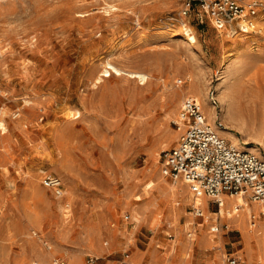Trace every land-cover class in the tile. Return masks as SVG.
<instances>
[{
  "label": "rangeland",
  "instance_id": "1",
  "mask_svg": "<svg viewBox=\"0 0 264 264\" xmlns=\"http://www.w3.org/2000/svg\"><path fill=\"white\" fill-rule=\"evenodd\" d=\"M209 1L0 0V264H118L126 253L140 264L186 253V264H224L232 254L264 264L257 202L246 197L247 222L261 221L262 238L247 248L208 196L200 216L188 185L169 199L177 183L162 172L195 85L215 108L212 123H229L264 157V9L256 31L238 21L218 30ZM226 61L232 87L220 90ZM47 174L61 178L63 195L42 183Z\"/></svg>",
  "mask_w": 264,
  "mask_h": 264
},
{
  "label": "built area",
  "instance_id": "2",
  "mask_svg": "<svg viewBox=\"0 0 264 264\" xmlns=\"http://www.w3.org/2000/svg\"><path fill=\"white\" fill-rule=\"evenodd\" d=\"M202 5L218 30L238 21L240 30L247 32L256 31L264 0H211ZM183 13L187 14L188 8ZM210 99L216 104L213 91ZM174 123L179 136L174 146L162 151L164 175L183 180L196 195L208 196L219 208L226 195L236 194L264 205V157L248 148H239L223 136L218 130L224 127L223 123L219 120L212 123L194 97L184 99ZM42 183L63 195V182L58 175L47 174ZM199 205L194 210L200 216L203 211ZM251 219L256 216L252 214ZM212 231H218V226L212 227ZM129 256L124 254L118 264H134ZM94 261L92 256L88 258V262ZM239 261V256L230 255L224 264H238Z\"/></svg>",
  "mask_w": 264,
  "mask_h": 264
},
{
  "label": "bare ground",
  "instance_id": "3",
  "mask_svg": "<svg viewBox=\"0 0 264 264\" xmlns=\"http://www.w3.org/2000/svg\"><path fill=\"white\" fill-rule=\"evenodd\" d=\"M189 30V29H188ZM187 36H188V40L195 44L196 42V38L194 35H192L191 33H187ZM231 62L229 61H226L224 64H223V74L222 75V79L220 81V86H219V89L221 90V88H223L225 85H226V88H230L232 86H228V83L230 82L229 81V75L231 74V71H232V67H231ZM113 70L115 71V73L117 75H126L127 77H130V78H138L139 81L141 82H147L148 81V78H149V75L145 72H140V71H134V70H127V69H123L121 67H118V66H114L113 67ZM233 72V71H232ZM104 76H107V75H110V72L108 69H105L104 72L102 73ZM233 74V73H232ZM194 87L195 89V93L193 94L195 96V98L200 101L201 105H202V108L203 110L206 112L209 120L212 122V120H214L213 118L216 116L215 115V108L214 106H210L209 109L206 108V102H207V98L205 96V93L204 91L202 90V88L200 87H196L195 86H192ZM234 87V85H233ZM219 97L221 98L222 101H224V103H228L227 102V98H228V101H229V95L227 94H224V91H221L220 92V95ZM160 99V98H159ZM230 103V102H229ZM228 103V104H229ZM72 116H73V119H76L78 117H80V112L77 111V110H74L71 112ZM0 125H3V122H0ZM231 125L229 123H227L223 128H219L218 127V130L220 133H223V134H227L229 137H230V140L232 141L233 144L237 145L239 148H248L250 150H255V151H258V147L256 146H251V147H248L246 146L244 143L240 142L238 140V138L231 132V130L228 129V127H230ZM144 127V126H143ZM232 127V126H231ZM5 128V127H4ZM236 129V128H235ZM245 143L249 142L248 140H244ZM261 144V143H260ZM264 147V146H263ZM175 183H177V186L174 187L173 185H171L170 187L167 188V191L169 193V199H172V198H175L176 197V194L177 193H186V187L185 185H187L183 180L181 182V180H175ZM188 195L190 196H193V197H196V203L195 205H198L199 203L202 204L203 206H205V203H206V200H207V197L205 195L203 196H199V195H196L193 191H189L187 193ZM226 202L224 203L223 206H221L220 210L218 211L219 214H222L224 217H226L225 219H227L230 223V225L232 226L233 224H237V226L243 231V235H244V243L246 245L247 248L250 247L251 243L253 240H255L256 242L259 241V224L261 221H259V219H257V221H255V224L254 225H251V223L249 222V225H248V222H247V217H249V214L252 212V206H251V203H249V201L247 200V198L245 196H243L242 194H238L237 197H229V199H225ZM178 203V202H177ZM175 202V204H177ZM255 203V202H254ZM253 204V203H252ZM258 205H256L255 210H257V215L258 216H261V212H264V205L260 204V203H257ZM242 205V206H241ZM177 206V205H176ZM146 207V206H145ZM144 207V208H145ZM147 208V207H146ZM179 211V208H174L173 209V212L175 214H177ZM147 212V211H146ZM145 212V214H146ZM133 213L135 215H137L138 217L140 216L141 217V214L139 212L138 209L134 208L133 209ZM144 216V215H143ZM137 219V218H136ZM258 222V223H257ZM243 224L245 226H243ZM248 226H249V229H248ZM206 232V231H205ZM212 236V235H211ZM203 238V237H202ZM210 238V237H209ZM213 238V237H212ZM211 239V238H210ZM184 240V239H183ZM193 240V239H192ZM205 245L207 242H210L211 240H207L205 239ZM213 241V239H212ZM171 244V243H169ZM175 244V243H174ZM198 245V244H197ZM208 245V244H207ZM188 246H189V243H188ZM200 246V245H199ZM185 248V247H184ZM168 249V248H167ZM174 249V248H173ZM178 249V248H177ZM186 250V248H185ZM189 250V249H188ZM177 251V250H176ZM183 252V251H182ZM171 253V252H170ZM185 253V252H184ZM190 253H186V256H182L180 257L179 259H175L173 261H171L170 263L171 264H176V263H180V264H186L189 260H186L188 259V257L190 256L189 255ZM130 257V256H129ZM158 257V256H157ZM177 257V256H176ZM191 257V256H190ZM134 264H140L138 262V260L140 259L139 257V253L138 254H134L132 255V257L130 258ZM164 259V258H163ZM142 260V259H141ZM156 260V259H155ZM167 262L169 261L166 260ZM190 262V261H189ZM150 263V262H149ZM169 263V262H168ZM153 264V263H152Z\"/></svg>",
  "mask_w": 264,
  "mask_h": 264
},
{
  "label": "crops",
  "instance_id": "4",
  "mask_svg": "<svg viewBox=\"0 0 264 264\" xmlns=\"http://www.w3.org/2000/svg\"><path fill=\"white\" fill-rule=\"evenodd\" d=\"M238 196V194H236V195H226L225 197H224V203L226 202V200L225 199H229V197H237ZM244 196V195H243ZM209 202H208V199H207V202H206V204L208 205V208H209V204H208ZM224 205V204H223ZM242 206V205H241ZM253 210H255V209H253ZM261 213H264V212H261ZM233 225H235V226H237V224H233ZM243 226H245L244 224H243ZM262 223L260 222V224H259V241L257 242V243H259L260 241H261V229H262ZM238 227V226H237ZM239 228V227H238ZM243 241H244V235H243ZM251 246V245H250ZM232 255H237V256H239L240 257V261H239V263L238 264H240L241 262H243L244 261V259H243V256H242V254H232ZM261 255H259V257H260Z\"/></svg>",
  "mask_w": 264,
  "mask_h": 264
}]
</instances>
